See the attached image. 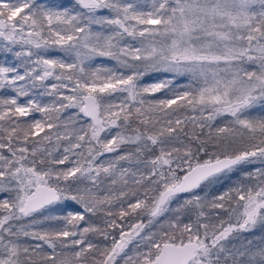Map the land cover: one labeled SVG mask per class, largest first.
<instances>
[{"label":"snow or ice","instance_id":"snow-or-ice-1","mask_svg":"<svg viewBox=\"0 0 264 264\" xmlns=\"http://www.w3.org/2000/svg\"><path fill=\"white\" fill-rule=\"evenodd\" d=\"M0 41V264H264V0H0Z\"/></svg>","mask_w":264,"mask_h":264},{"label":"trees","instance_id":"trees-1","mask_svg":"<svg viewBox=\"0 0 264 264\" xmlns=\"http://www.w3.org/2000/svg\"><path fill=\"white\" fill-rule=\"evenodd\" d=\"M3 43V41H0V44H2ZM48 55L50 56V57H59V56H62V54L59 52V51H51V52H49L48 53ZM7 60L9 61V62H11V60H12V57L11 56H9V57H7ZM5 61V57L2 55V54H0V63H3ZM95 64H102V65H104V66H108V67H114L115 66V62L114 61H111V60H107V59H104V58H98L95 62H94ZM153 77H145L142 81H141V83H144V84H147V83H151L152 81H153ZM188 77H180V78H178V83H181V84H187L188 83ZM0 95H7V96H11V95H13V93H11V92H7V91H5V92H3V93H0ZM117 96H122V95H124V94H122V93H117L116 94ZM156 96L157 97H161V98H163L164 97V93H157L156 94ZM25 100L27 99V98H24ZM48 99L49 98H44V102H47L48 101ZM23 102V101H22ZM76 112V109H68L67 110V113H65L64 115H67L68 113H75ZM34 116H35V118H40V114L39 113H35L34 114ZM27 119H29V120H31V119H33V117H28ZM221 119H224V120H226L227 118H221ZM219 122V121H218ZM41 135H43V134H41ZM126 147L127 146H122V148H121V152H123L125 149H126ZM107 155H109V156H114V155H116L115 153H112V154H107ZM61 167H64V166H61ZM248 169H250V170H255V168H257V167H260V165H258V164H254V165H247L246 166ZM236 182V179H235V177H234V179H233V181H228V182H221L220 184H217V185H215V186H213L212 187V189L210 190V191H212V192H216V193H219L220 191H223L224 189H227V188H229V187H231L232 186V184H234ZM6 195V194H5ZM69 207H73L72 205H69ZM126 220H128V221H130V222H135L134 221V217L133 216H130V217H126ZM145 222H146V218H145ZM37 227H45V225H38ZM89 238L90 239H93L94 241H100L101 240V238H99V237H96L95 236V234H89ZM105 243H109L110 244V241H107V242H105Z\"/></svg>","mask_w":264,"mask_h":264},{"label":"rangeland","instance_id":"rangeland-1","mask_svg":"<svg viewBox=\"0 0 264 264\" xmlns=\"http://www.w3.org/2000/svg\"><path fill=\"white\" fill-rule=\"evenodd\" d=\"M256 169V168H255Z\"/></svg>","mask_w":264,"mask_h":264}]
</instances>
